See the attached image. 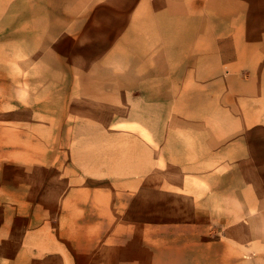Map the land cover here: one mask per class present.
Instances as JSON below:
<instances>
[{
    "label": "rangeland",
    "instance_id": "rangeland-1",
    "mask_svg": "<svg viewBox=\"0 0 264 264\" xmlns=\"http://www.w3.org/2000/svg\"><path fill=\"white\" fill-rule=\"evenodd\" d=\"M0 264H264V0H0Z\"/></svg>",
    "mask_w": 264,
    "mask_h": 264
}]
</instances>
